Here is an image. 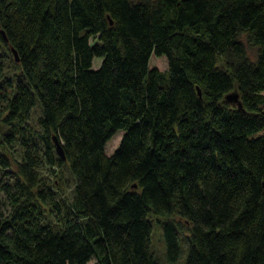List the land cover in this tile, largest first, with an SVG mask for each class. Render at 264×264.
I'll return each mask as SVG.
<instances>
[{
  "label": "trees",
  "instance_id": "trees-1",
  "mask_svg": "<svg viewBox=\"0 0 264 264\" xmlns=\"http://www.w3.org/2000/svg\"><path fill=\"white\" fill-rule=\"evenodd\" d=\"M0 30V264H157L150 214L169 261L264 264V0H0Z\"/></svg>",
  "mask_w": 264,
  "mask_h": 264
},
{
  "label": "rangeland",
  "instance_id": "rangeland-1",
  "mask_svg": "<svg viewBox=\"0 0 264 264\" xmlns=\"http://www.w3.org/2000/svg\"><path fill=\"white\" fill-rule=\"evenodd\" d=\"M252 51L250 50V53ZM101 58L95 57L93 59V68L97 67L100 63ZM149 67H153L158 69L159 71H165L167 69V62L166 58L164 56H155L151 55L149 59ZM38 103V102H36ZM40 115V109L38 105H35L28 117V123L30 126L38 128L37 126V117ZM122 132L118 130L108 141H106L104 145V151L105 153L111 154L113 150L116 148V146L119 143V140L121 138ZM13 153L14 157L19 160L20 158V151L21 148L14 143L13 144ZM12 169H15V162L12 160ZM41 174L45 177L48 181L54 182L55 189L58 192V195L65 199L66 201H69L71 197L73 196V186H74V179L72 174L70 173L68 166L66 163L61 164L60 166H57L55 168H45ZM45 210H48V207H45ZM48 213V211H47ZM49 219L54 220V216L49 214L47 216ZM149 217L152 220V231L150 235V245L151 249L154 252V255L157 259V264H184L185 257H186V249L182 247L180 253L176 260L169 261L166 256L165 252V245H164V239L161 231V225L158 220L155 219V217L150 214ZM161 220V219H160ZM182 244V241H181ZM87 264H94V260H90Z\"/></svg>",
  "mask_w": 264,
  "mask_h": 264
},
{
  "label": "water",
  "instance_id": "water-1",
  "mask_svg": "<svg viewBox=\"0 0 264 264\" xmlns=\"http://www.w3.org/2000/svg\"><path fill=\"white\" fill-rule=\"evenodd\" d=\"M109 22L111 23V20H109ZM1 34L4 36V33L2 30H0ZM11 51L14 55V59L16 60L17 59V55H16V52L11 48ZM197 93L198 95L200 96V91L197 90ZM225 99L226 101L228 102H234V103H237V105L240 107L241 104L240 102L238 101V93L237 92H230L228 94L225 95ZM53 139V143H54V149H55V152L56 154L61 158V159H65V156H64V153H63V149H62V146L61 144L59 143L58 139L56 138V136H53L52 137Z\"/></svg>",
  "mask_w": 264,
  "mask_h": 264
}]
</instances>
